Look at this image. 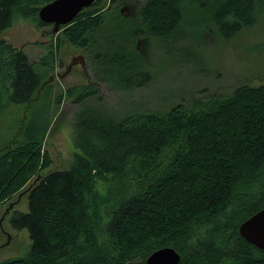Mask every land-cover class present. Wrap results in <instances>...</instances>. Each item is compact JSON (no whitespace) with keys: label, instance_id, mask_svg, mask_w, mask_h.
Wrapping results in <instances>:
<instances>
[{"label":"trees","instance_id":"obj_1","mask_svg":"<svg viewBox=\"0 0 264 264\" xmlns=\"http://www.w3.org/2000/svg\"><path fill=\"white\" fill-rule=\"evenodd\" d=\"M50 1L0 0L2 109L29 104L46 87L27 53L2 35L15 15L51 28L37 16ZM123 2L130 0H96L52 33L54 43L38 59L52 70L64 42L91 54L102 41L92 57L97 82L60 97L74 108L70 167L36 174L51 164L41 153L47 123H31L27 133L20 128L16 149L0 153V206L26 196L28 212L11 207L8 223L30 241L23 257L0 264H145L164 247L180 255L179 264H264V251L238 231L264 209V83H239L227 95L203 93L188 103L169 99L153 109L142 97L111 109L109 94L98 89L104 84L125 96L153 89L160 71L148 72L128 48L140 39L178 43L192 19L184 18L187 10L198 16L201 32L228 40L257 23L264 0H143L128 8ZM182 53L192 68L204 66L191 49ZM100 182L115 186L101 192Z\"/></svg>","mask_w":264,"mask_h":264},{"label":"rangeland","instance_id":"obj_2","mask_svg":"<svg viewBox=\"0 0 264 264\" xmlns=\"http://www.w3.org/2000/svg\"><path fill=\"white\" fill-rule=\"evenodd\" d=\"M135 2L143 4V0H130L129 4L125 2L123 4L128 8L133 7ZM197 17L192 11H186L184 18L192 19L189 22L184 21L183 30L186 35H179L178 43L159 42L154 38L143 42L140 39L138 45L129 46L130 51L134 50L142 56V64L148 72L155 75L160 71L158 81L153 89L149 88V92L146 87L126 96L109 93L106 85L98 84L102 94H109V108L113 109L120 101L142 97V100L153 109L154 106H160L169 99L188 103L192 98L201 99L203 93L227 95L239 83L250 85L264 83V15L247 31L228 40L213 32H201V22L194 19ZM129 19L136 20L133 9ZM195 20L198 22L196 23ZM52 28L39 29L34 21L15 15L12 26L2 35V38L13 47L23 49L27 53L30 61L41 71L45 83L52 78L46 83V87L34 95L29 104L0 108V153L5 149L8 151L16 149L15 143L21 141L18 136L20 128L27 133L25 128L31 123L48 124L41 153L43 154V151L48 153L51 164L41 172L38 170L36 174L40 175L52 170L68 169L72 164L73 153L76 152L70 125L74 108L70 100L60 97H63L69 88L97 82L91 69L94 68L92 57L96 53V48L102 45V41L98 38L94 52L89 54L86 47L64 42L58 55L53 59V69L43 70L38 64V59L47 54V49L54 43L56 37L52 34ZM187 49H191L195 56L200 57L204 62L202 68H192L191 64L186 63L182 52H187ZM80 57L84 60V66L82 67L83 64L79 62L67 73V66L71 61ZM59 99L60 104L57 102ZM159 109L164 110L162 107ZM114 186L113 183L109 188ZM105 187L106 184L102 182L98 184V189L107 193L109 188L105 189ZM11 202L14 204L8 207L0 206V247L3 246L0 249V262L23 257L30 245L27 231H14L8 223L11 207L22 213L28 212L27 198L15 196Z\"/></svg>","mask_w":264,"mask_h":264},{"label":"water","instance_id":"obj_3","mask_svg":"<svg viewBox=\"0 0 264 264\" xmlns=\"http://www.w3.org/2000/svg\"><path fill=\"white\" fill-rule=\"evenodd\" d=\"M95 1L52 0L40 8L37 16L41 22L53 27L52 33H58L61 27L71 24L82 10L89 8ZM79 62L84 64L82 57L74 58L67 66V73ZM238 231L247 243L264 251V209L259 210L243 221L239 225ZM180 259V255L173 248L164 247L152 252L146 258L145 264H179Z\"/></svg>","mask_w":264,"mask_h":264},{"label":"flooded vegetation","instance_id":"obj_4","mask_svg":"<svg viewBox=\"0 0 264 264\" xmlns=\"http://www.w3.org/2000/svg\"><path fill=\"white\" fill-rule=\"evenodd\" d=\"M84 66V64L82 65V67Z\"/></svg>","mask_w":264,"mask_h":264}]
</instances>
